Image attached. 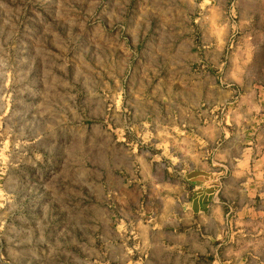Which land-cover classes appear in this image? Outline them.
Wrapping results in <instances>:
<instances>
[{"label": "rangeland", "instance_id": "374dc122", "mask_svg": "<svg viewBox=\"0 0 264 264\" xmlns=\"http://www.w3.org/2000/svg\"><path fill=\"white\" fill-rule=\"evenodd\" d=\"M261 120L264 0H0V264H264L184 203Z\"/></svg>", "mask_w": 264, "mask_h": 264}, {"label": "crops", "instance_id": "0c3cea01", "mask_svg": "<svg viewBox=\"0 0 264 264\" xmlns=\"http://www.w3.org/2000/svg\"><path fill=\"white\" fill-rule=\"evenodd\" d=\"M230 121L235 124V120ZM261 123V129L249 133L244 145L235 136L229 137L225 145L215 150L212 168L204 162L191 168V175L196 177L191 179L197 183L191 198L184 203L187 211L202 216L206 222L223 224L231 221L243 228L258 222V233L264 239V120ZM213 127L216 126L209 124L197 132L208 133ZM207 139L211 138L208 136ZM241 235H234V246H239L240 238L244 239ZM203 237L214 240L218 239V234L205 233Z\"/></svg>", "mask_w": 264, "mask_h": 264}]
</instances>
